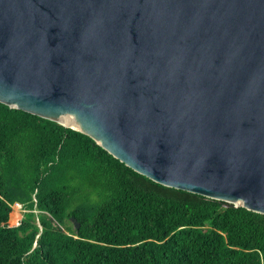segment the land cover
Wrapping results in <instances>:
<instances>
[{"label": "water", "instance_id": "obj_1", "mask_svg": "<svg viewBox=\"0 0 264 264\" xmlns=\"http://www.w3.org/2000/svg\"><path fill=\"white\" fill-rule=\"evenodd\" d=\"M0 102L264 214V0H0Z\"/></svg>", "mask_w": 264, "mask_h": 264}, {"label": "trees", "instance_id": "obj_2", "mask_svg": "<svg viewBox=\"0 0 264 264\" xmlns=\"http://www.w3.org/2000/svg\"><path fill=\"white\" fill-rule=\"evenodd\" d=\"M0 264H264V214L156 183L0 102Z\"/></svg>", "mask_w": 264, "mask_h": 264}, {"label": "rangeland", "instance_id": "obj_3", "mask_svg": "<svg viewBox=\"0 0 264 264\" xmlns=\"http://www.w3.org/2000/svg\"><path fill=\"white\" fill-rule=\"evenodd\" d=\"M15 218H18V220L21 218L23 215V210H19L18 208L14 209V212L12 214ZM10 222V221H9ZM11 223V222H10ZM13 224V223H11ZM15 224V223H14Z\"/></svg>", "mask_w": 264, "mask_h": 264}]
</instances>
